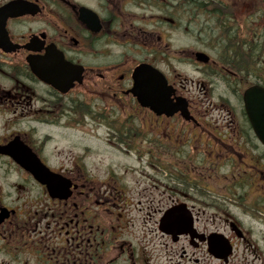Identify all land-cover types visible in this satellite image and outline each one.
I'll return each instance as SVG.
<instances>
[{"label": "flooded vegetation", "instance_id": "1", "mask_svg": "<svg viewBox=\"0 0 264 264\" xmlns=\"http://www.w3.org/2000/svg\"><path fill=\"white\" fill-rule=\"evenodd\" d=\"M233 17L256 70L218 47ZM165 254L264 264V0H0V264Z\"/></svg>", "mask_w": 264, "mask_h": 264}, {"label": "bare ground", "instance_id": "2", "mask_svg": "<svg viewBox=\"0 0 264 264\" xmlns=\"http://www.w3.org/2000/svg\"><path fill=\"white\" fill-rule=\"evenodd\" d=\"M220 14H222V11L220 12ZM223 16H227V15H223ZM229 16V15H228ZM226 21L229 22V20L231 21L232 18H225ZM209 24L208 23V20H198L197 21V24L198 25H203L201 28H203L205 25ZM235 25V22L234 21H231V24H229L228 26H225L226 30L225 32H228V35H227V40H224V43L221 44L219 47V49H226V53L230 56H233V59H234V63L236 64V66H238L242 71L246 72L247 70H251V69H258V67L260 66V57L255 59L252 54L251 55H247V56H244V50H247V48L243 49V43L242 41L244 40V35L242 32H238L236 31L235 29H232ZM209 26V25H208ZM224 26V25H223ZM213 33V32H212ZM213 35L215 36V33H213ZM218 35V34H217ZM216 35V36H217ZM223 41V40H222ZM235 45H239V49L236 51L234 50V52H232V47H234ZM261 50V49H260ZM240 52V55L241 57L239 58L238 57V53ZM262 56V55H261ZM253 59H255L254 61H252ZM246 60H249V61H252L249 66L246 64H244V62Z\"/></svg>", "mask_w": 264, "mask_h": 264}, {"label": "water", "instance_id": "3", "mask_svg": "<svg viewBox=\"0 0 264 264\" xmlns=\"http://www.w3.org/2000/svg\"><path fill=\"white\" fill-rule=\"evenodd\" d=\"M140 72H141V70L140 69H137L136 70V73H135V79L137 80V81H139V79H140ZM157 78V75H155V76H152V79H156ZM58 88H60V87H58ZM67 88H64V90H66ZM60 90H61V88H60ZM64 90H62V91H64ZM158 92H160L158 89H156V92H154L155 94H158V95H160V93H158ZM251 90H249V91H247L246 92V94H245V96H244V100H245V110H246V112H249L248 110H249V101H250V99H251ZM255 97V96H254ZM161 101V100H160ZM162 102V101H161ZM160 102V103H161ZM156 115H166V116H168V115H170V105H168V106H159V107H157L156 106V108H152L151 109Z\"/></svg>", "mask_w": 264, "mask_h": 264}, {"label": "rangeland", "instance_id": "4", "mask_svg": "<svg viewBox=\"0 0 264 264\" xmlns=\"http://www.w3.org/2000/svg\"><path fill=\"white\" fill-rule=\"evenodd\" d=\"M140 230H141V223H139L138 225H134V227H132L131 229H130V231H132V233H135V234H138L139 235V233H140ZM143 231H145V232H147V234H146V238H145V242H148V243H153V241L155 242V244H156V247H157V245L159 246V244H160V241H158V239H156L155 238V236L152 234V233H150V231H152V224H151V221L150 222H148L146 225H145V227H144V230ZM166 255V257L164 258V261H166V263L165 264H168V262H167V254H165ZM174 262V261H173ZM172 262V264H174Z\"/></svg>", "mask_w": 264, "mask_h": 264}, {"label": "trees", "instance_id": "5", "mask_svg": "<svg viewBox=\"0 0 264 264\" xmlns=\"http://www.w3.org/2000/svg\"><path fill=\"white\" fill-rule=\"evenodd\" d=\"M234 19H235V18H234ZM238 20H239V19H237V18H236V20H234L235 25H233L234 27H233L232 29H235L236 31L239 32V31H240V27H239V23H240V22H239ZM224 40H227V38H224V39H223V43H224ZM223 43H222V44H223ZM238 49H239V45H235L234 47H232V50H231V51L234 52V50L237 51ZM237 55H238L239 58L241 57L240 52H239Z\"/></svg>", "mask_w": 264, "mask_h": 264}]
</instances>
